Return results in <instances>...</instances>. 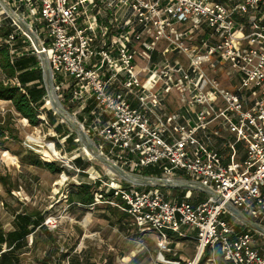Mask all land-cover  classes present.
Segmentation results:
<instances>
[{
	"label": "built area",
	"instance_id": "built-area-1",
	"mask_svg": "<svg viewBox=\"0 0 264 264\" xmlns=\"http://www.w3.org/2000/svg\"><path fill=\"white\" fill-rule=\"evenodd\" d=\"M3 27L13 56L44 68L46 55L58 100L108 162L91 209L156 234V264H264V0H0Z\"/></svg>",
	"mask_w": 264,
	"mask_h": 264
},
{
	"label": "rangeland",
	"instance_id": "rangeland-1",
	"mask_svg": "<svg viewBox=\"0 0 264 264\" xmlns=\"http://www.w3.org/2000/svg\"><path fill=\"white\" fill-rule=\"evenodd\" d=\"M1 20H4L3 17ZM4 21L8 22L9 19ZM39 67L44 69L41 64ZM43 79L46 87L45 78ZM171 97L170 100L173 102V91ZM42 107L49 113L48 120L52 122L54 119L52 126L40 124L33 127L16 114L15 125L20 139L18 142L8 140L5 146H0V175H10L15 184L12 196L7 193L0 181V228L12 230L15 215L26 209L30 211L37 209L45 213L47 218H55L58 221L56 227L48 226L54 237H57V243L48 247L40 244L35 250H26L23 254L24 263L41 264L39 260H45L47 250L50 249L52 258L47 259L48 264H156L160 255L156 234L142 235L131 219H127L125 228L119 227L116 218L108 212L107 204H99L96 209L89 208L87 211L82 207L73 208L69 205L66 196L73 190V185H80L82 181L91 183L99 181L96 178L97 171L101 170L104 173L109 166L96 158L79 137L78 120L73 117L70 120L65 119L58 110L53 108L51 99L47 98ZM11 108L10 102L0 101L2 113H6ZM54 123L64 126L61 134L55 130ZM67 131L73 133L78 139L74 145L62 136ZM31 137L40 139L43 144L36 143ZM50 143L52 147L49 146ZM53 149L63 155L71 156L70 160L58 157ZM27 150L33 151L44 160L50 154L52 161L66 167V172L54 174L46 168L30 165L31 158L23 164L21 157H25ZM15 153H20L21 157ZM78 157L91 162L87 176L77 173L76 168H72L73 160ZM92 168L94 171H91ZM137 171L144 175L154 173L152 168H142ZM64 175L66 180L60 184ZM101 175L104 176L102 173ZM116 176L109 174L110 184L120 183L122 178L119 175ZM206 196L201 193V201ZM108 215L109 219L106 218ZM98 219L105 221L99 222ZM260 239L264 241L261 237ZM31 241L32 236H29L30 246L33 245V243L30 244ZM188 245L189 247L184 250L179 249L178 252L185 255L182 258L185 260L193 258L196 251V244Z\"/></svg>",
	"mask_w": 264,
	"mask_h": 264
},
{
	"label": "trees",
	"instance_id": "trees-1",
	"mask_svg": "<svg viewBox=\"0 0 264 264\" xmlns=\"http://www.w3.org/2000/svg\"><path fill=\"white\" fill-rule=\"evenodd\" d=\"M10 33V27H3L0 30V37L6 38ZM39 65L40 60L35 55H23L18 59L17 56L11 54L8 46L0 44V101L10 102L12 107L6 113L0 111V146H5L8 140L19 141V131L15 125L16 114L22 119H27L33 127L43 124L41 108L44 106L43 98L47 94V90L43 79L44 70ZM37 80L38 83L29 85V83ZM53 122L54 119L52 122L50 121L51 124ZM63 128L62 124H58L55 130L61 134ZM62 136L67 137V141L71 145L75 144L73 133L67 131ZM15 154L21 155L20 153ZM21 158L23 164L28 158H31L30 165L46 168L54 174L63 173L67 170L63 165L52 161L50 154L44 160L35 155L33 151L27 150L25 157L22 156ZM73 165L80 169L79 174L87 176L86 170L91 167V162L78 157L73 161ZM156 173L154 170L150 176ZM0 181L7 193L13 196L15 184L12 177L0 175ZM101 186L100 181L95 183L82 181L80 185H73V190L68 195L69 205L73 208L79 206L86 211L89 210L90 205L95 203V194ZM108 196L112 198L113 193ZM107 209L116 218L119 227L125 228L130 215L110 204H107ZM46 219L47 216L42 211L26 209L15 215L12 230L7 231L0 228V264H25L23 254L26 250H35L40 244L47 247L55 245L57 237H54L53 232L44 223ZM31 235L33 236L32 246L28 244V237ZM4 248H6L5 251ZM46 254L45 260H39L41 264H48L47 259L52 258L50 249L47 250ZM184 256L183 253H178L176 258H184Z\"/></svg>",
	"mask_w": 264,
	"mask_h": 264
},
{
	"label": "water",
	"instance_id": "water-1",
	"mask_svg": "<svg viewBox=\"0 0 264 264\" xmlns=\"http://www.w3.org/2000/svg\"><path fill=\"white\" fill-rule=\"evenodd\" d=\"M34 36V42L37 45V47L39 49H41V46L38 43L37 37L35 35ZM43 57V63H44V78H45V82H46V88H47V94L49 95L51 101H52V106L54 109L58 110L59 113L67 120H70V118H72L71 114L69 113V111L64 107V105L58 100L57 95L55 93L54 90V85H53V81H52V71H51V67L48 63V59L46 57L45 54H42ZM78 129V134L79 137L85 142V144L90 148V151L92 154H94V156H96V158L106 162L107 160L101 156L99 154V152L97 151V149L95 148V146L93 145L92 141L90 140V138L88 137V135L86 134V132L80 127L77 128ZM110 164V163H109ZM112 164V163H111ZM119 172L123 173L121 169L116 168ZM158 181H160L161 183H163L164 185H170V182L164 181L162 179H158ZM229 208L233 210V212L241 219L243 220L245 223L251 225L252 227H255L257 229H261L257 224H255L254 222H252L248 217H246L244 214H242L240 211L234 209L232 206L229 205ZM263 229V228H262ZM264 231V229H263Z\"/></svg>",
	"mask_w": 264,
	"mask_h": 264
},
{
	"label": "bare ground",
	"instance_id": "bare-ground-1",
	"mask_svg": "<svg viewBox=\"0 0 264 264\" xmlns=\"http://www.w3.org/2000/svg\"><path fill=\"white\" fill-rule=\"evenodd\" d=\"M25 120V122H28V120L27 119H24ZM29 123V122H28ZM31 139H33L36 143H39V144H43V142L40 140V139H37V138H34V137H31ZM52 144L50 143L49 144V146H51ZM81 146V145H80ZM52 147V146H51ZM42 149V148H41ZM53 151L55 152V154L58 156V157H61V158H63V159H66V160H70V157L69 156H67V155H63L62 153H60L58 150H56V149H53ZM91 171H94V169L92 168L91 169ZM64 180H66V175H64L63 176V179H62V181H61V183L60 184H62V183H64L63 181ZM129 260V259H128Z\"/></svg>",
	"mask_w": 264,
	"mask_h": 264
},
{
	"label": "crops",
	"instance_id": "crops-1",
	"mask_svg": "<svg viewBox=\"0 0 264 264\" xmlns=\"http://www.w3.org/2000/svg\"><path fill=\"white\" fill-rule=\"evenodd\" d=\"M20 57H22V55L18 54V55H17V58L19 59ZM43 70H44V69H43ZM34 83H38V80L29 83V85H33ZM98 206H99V205L95 206L94 209H96ZM109 217H110V216L108 215V217H106V218L109 219ZM99 218L102 219L101 216H99ZM129 218H130L131 220H133L131 217H129ZM100 219H98V220H100ZM101 221H105V220H100L99 222H101ZM133 221H134V220H133ZM134 224H135V223H134ZM136 227H137V226H136ZM137 228H138V227H137ZM262 239H263V238H262ZM260 240H261V239H260ZM192 244H195V243H192ZM259 246H260V247H259L260 250H261L262 252H264V241L261 240V244H259ZM186 248H187V247H186ZM187 251H188V250H187Z\"/></svg>",
	"mask_w": 264,
	"mask_h": 264
}]
</instances>
